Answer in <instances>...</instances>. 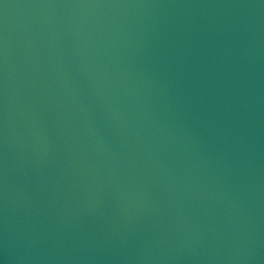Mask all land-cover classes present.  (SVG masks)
Wrapping results in <instances>:
<instances>
[{"label": "water", "instance_id": "95a60500", "mask_svg": "<svg viewBox=\"0 0 264 264\" xmlns=\"http://www.w3.org/2000/svg\"><path fill=\"white\" fill-rule=\"evenodd\" d=\"M0 264H264V0H0Z\"/></svg>", "mask_w": 264, "mask_h": 264}]
</instances>
